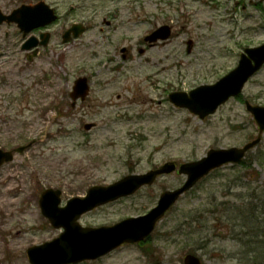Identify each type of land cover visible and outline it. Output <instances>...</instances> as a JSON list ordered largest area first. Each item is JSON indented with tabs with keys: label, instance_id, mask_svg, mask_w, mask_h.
Segmentation results:
<instances>
[{
	"label": "rangeland",
	"instance_id": "374dc122",
	"mask_svg": "<svg viewBox=\"0 0 264 264\" xmlns=\"http://www.w3.org/2000/svg\"><path fill=\"white\" fill-rule=\"evenodd\" d=\"M92 1L101 6L99 16L112 20L105 33L52 45L31 61L22 35L0 26V149L14 151L0 167L2 264H19L28 245L62 232L39 216L44 190L61 191L64 202L91 186L198 160L209 149L240 147L257 136L241 97L264 106V65L240 98L204 119L168 97L214 84L235 68L244 48L264 42V0ZM164 24L169 39L148 46L144 36ZM81 76L90 92L72 108L69 93ZM184 180L177 171L162 174L82 222L109 226L143 215ZM187 253L202 264H264V133L243 163L218 167L181 195L145 245L87 264H182Z\"/></svg>",
	"mask_w": 264,
	"mask_h": 264
},
{
	"label": "water",
	"instance_id": "95a60500",
	"mask_svg": "<svg viewBox=\"0 0 264 264\" xmlns=\"http://www.w3.org/2000/svg\"><path fill=\"white\" fill-rule=\"evenodd\" d=\"M8 19L17 22L20 29L27 33L34 27L53 21L55 16L53 10L42 3L36 8H20ZM169 33V27L162 26L153 33L152 38L148 37L147 39H165ZM34 45L35 43L25 44L23 48L30 49ZM190 47L191 41L188 42V50ZM29 59L31 58L29 57ZM263 64L264 42L255 47L245 48L237 66L214 84L198 86L189 93L173 92L169 95V99L175 105L186 107L190 112L204 118L214 113L217 107L229 97L238 95L247 80ZM88 91L87 79L85 77L76 79L70 92V96L74 100L72 106L77 98L83 100ZM246 108L258 126V136L242 147L209 149L202 158L179 165L177 172L186 175L184 183L177 189L161 193L157 204L144 215L127 218L108 227L83 228L76 223V219L81 213L118 197L132 194L142 185L153 182L157 175L174 171L176 168L174 163H165L160 168L145 174L125 176L107 186H93L88 189L84 197L71 198L64 208H57L60 198L59 190L51 188L44 190L40 198L42 212L52 225L61 226L64 231L51 242L29 248V258L35 264L77 262L96 258L123 242L133 243L146 237L153 230L155 223L173 206L177 198L200 178L223 164L239 162L245 153L260 141L264 131V106L251 105L246 101ZM91 127L92 124L84 125L86 130ZM21 150L18 149V151ZM12 157L11 151L0 149V166L4 162L10 161ZM183 262L184 264H201L200 259L193 254H186Z\"/></svg>",
	"mask_w": 264,
	"mask_h": 264
},
{
	"label": "flooded vegetation",
	"instance_id": "af4514ba",
	"mask_svg": "<svg viewBox=\"0 0 264 264\" xmlns=\"http://www.w3.org/2000/svg\"><path fill=\"white\" fill-rule=\"evenodd\" d=\"M58 1L57 0H0V20H1L0 26L11 25L22 35L24 39V42L21 44L22 50H24L23 45L29 43H35V46L32 49L24 50L27 51L26 53L27 58L28 56H32L33 54H34L33 58H35L40 54L42 49H47L52 45H55V48H57V46H62V45L68 46L73 43H76V41L80 40L82 37L88 34H92V37H95L97 33L98 34L105 33V29L109 28L112 24V20H108L105 16L102 17L99 16V11L97 8L101 9V6H97L93 4L92 0H77L75 3H68V5H60ZM42 3H44L50 9L53 10L54 15L56 16L54 21L50 23H46L45 25L42 26L34 27L28 33H24V31L18 27L17 22L8 19L9 18L8 16H11L15 11H17L20 8H30V9L36 8L38 7V5H41ZM158 42L161 41H155L153 43L146 42V43L148 46H154ZM137 191H139V189H137L135 193ZM130 197L131 195L125 197H119L112 201H108L104 204L97 205L92 209L84 213H81L76 219V223L83 227H95L92 225L83 224L82 218H84V216H86L89 213H93L102 208L113 206L122 200H126L127 198L130 199ZM68 200L69 199L63 202L62 197L60 196L59 203L57 204V208H63L68 202ZM37 202L39 207V216L44 218L45 221L48 223V225L53 227L52 224L49 222V219L42 213V208L40 205V197L37 199ZM127 217H131V216H127ZM35 230L37 229L34 228L33 231ZM148 239L149 236L135 243L124 242L117 245L114 249L108 251L104 255L97 257L96 259H87L69 264H87L90 263L91 261H96L97 259H100L113 252H116L121 248L136 247V245L137 246L145 245ZM34 246L37 245L35 243L28 245L27 249L25 250L24 259H22V261H20L19 264H35L29 258L28 255V249ZM143 249H145V247H143ZM141 251L144 252V250L142 249Z\"/></svg>",
	"mask_w": 264,
	"mask_h": 264
},
{
	"label": "trees",
	"instance_id": "16d2710c",
	"mask_svg": "<svg viewBox=\"0 0 264 264\" xmlns=\"http://www.w3.org/2000/svg\"><path fill=\"white\" fill-rule=\"evenodd\" d=\"M242 163H243V161H242Z\"/></svg>",
	"mask_w": 264,
	"mask_h": 264
}]
</instances>
